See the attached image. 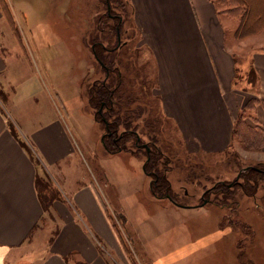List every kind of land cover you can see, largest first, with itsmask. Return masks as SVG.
<instances>
[{
	"label": "rangeland",
	"instance_id": "1",
	"mask_svg": "<svg viewBox=\"0 0 264 264\" xmlns=\"http://www.w3.org/2000/svg\"><path fill=\"white\" fill-rule=\"evenodd\" d=\"M1 6L4 20L0 22V48L6 58L13 59L3 75L2 84L6 90L3 85L0 88L4 108L7 111L15 109L16 117L26 123H31L32 118L51 121L58 116L63 121L60 116V112H63L75 122L72 127L75 126L86 141L96 144L105 128L95 121L93 110L87 103L89 89H84V76L90 84L93 79L104 77L102 67L91 53V43L98 40L97 36L107 46L117 44L115 31L110 25L118 20L105 14V0H1ZM253 6L255 3H252ZM111 7L113 14L122 17V40L131 44L113 52L101 47V56L109 57L107 60L118 55L134 57L138 54L140 57L139 51L133 47L138 41L131 20L132 6L127 0H111ZM98 20L99 31L96 30ZM237 26V19L229 14L228 44L235 50L233 57L237 60V63L234 61L236 66L242 60V55L247 60L258 46L264 47V28L258 31L252 29L243 39H238L235 36ZM82 42H85L84 47ZM145 58L144 77L149 79L146 84L149 95L144 91V102L142 100L137 104L143 105L147 112L150 108L157 109L150 110L159 116L157 124L162 123L163 132L159 135L161 127L152 126L148 128V137L144 127L146 111L138 121L139 130L144 133V137L141 133L144 141L150 138L160 145L165 156L171 158L172 161L165 166L160 161L159 170L164 169L162 172L169 178L174 194L186 206L154 196L150 186L154 177L151 178L144 168L147 160L145 152L136 154L124 151L109 156L95 152V157H92L89 153L94 150L88 147L85 151L88 160L82 163L85 178L90 179L101 192L102 208L116 232L117 242L127 263L133 264L132 255L138 264H155L161 256L191 243L194 247L192 254L189 257L180 255L182 259L174 264H264V182L253 196L243 195L238 189L234 208L227 203L217 205L209 201L204 208L200 205L203 193L217 180L232 184L242 180L241 172L246 171L243 170L246 166L264 168V150L247 151L238 139H232V143H235L234 151L231 150L234 157L221 156L218 154L220 152L191 153L177 125L165 116L163 102L154 93L156 83L151 59ZM240 66L245 72H238L240 76L236 78V85L256 90L253 75L242 67V62ZM50 92L53 95L48 94ZM62 100L66 103L65 107ZM248 101L246 99L245 104ZM244 115L247 122L255 126L253 110L247 109ZM73 163L69 173L80 172L81 166L75 160ZM61 179L62 173L48 172L45 180L51 186L49 191L61 194L55 185V181ZM215 198L213 192L210 199ZM79 220L80 224L93 231V225L85 219ZM57 226L49 215L37 230H46L44 234L50 238ZM93 229L90 238H93L98 253L105 256L109 264H125L110 253L112 249L109 244ZM45 242L36 238L34 233L21 249L22 257L31 254L32 258H39L35 250L44 246ZM74 251L69 255V260L78 259L90 264L85 254Z\"/></svg>",
	"mask_w": 264,
	"mask_h": 264
},
{
	"label": "crops",
	"instance_id": "2",
	"mask_svg": "<svg viewBox=\"0 0 264 264\" xmlns=\"http://www.w3.org/2000/svg\"><path fill=\"white\" fill-rule=\"evenodd\" d=\"M130 4L135 34L143 57L151 59L155 90L165 115L176 123L191 153L223 152L234 139L235 120L246 99L264 100V47L258 46L247 60L242 55L236 66L235 50L228 44L229 14L220 10L216 0H130ZM3 20L0 6V22ZM1 50L0 88L13 62ZM241 62L247 71L255 70L256 90L236 85L235 70L245 72ZM3 103L0 100V264H67L78 261L69 260L74 250L85 254L90 264H109L90 238L93 227L111 247L110 253L128 264L102 208L101 192L85 178L82 165L88 160V147L94 150L89 153L92 157L95 152L114 155L105 149L101 136L96 144L89 143L63 112L60 116L64 122L59 116L51 121L32 118L31 123L23 122L16 117L15 109L14 113L7 111ZM61 103L66 106L63 100ZM255 113L264 128L261 104ZM74 160L81 166L75 174L69 173ZM53 171L62 173V179L55 181L61 194L50 205L58 232L49 238L44 234L46 230L35 229L46 214L37 178ZM80 218L93 225V231L80 224ZM32 230H37L36 238L46 240L35 250L37 259L31 254L22 257L21 252ZM193 250L192 244L186 243L161 256L155 264H174L181 257H189Z\"/></svg>",
	"mask_w": 264,
	"mask_h": 264
},
{
	"label": "trees",
	"instance_id": "3",
	"mask_svg": "<svg viewBox=\"0 0 264 264\" xmlns=\"http://www.w3.org/2000/svg\"><path fill=\"white\" fill-rule=\"evenodd\" d=\"M104 1V0H103ZM217 4L221 11H225L230 15H233L235 18L238 19V26L235 31V36L238 39H243L248 33H251L252 29L254 31H258L262 28H264V1H258V0H216ZM106 5L111 3V0H105ZM252 3H255V6L252 7ZM130 4V0H129ZM0 6H1V0H0ZM131 6V4H130ZM2 8V6H1ZM132 8V7H131ZM256 8V9H255ZM132 10V9H131ZM122 19V17L120 16ZM256 18V19H255ZM258 18V19H257ZM262 18L261 20H259ZM118 22L116 21L114 24L110 25L112 27V31H115V34L119 30L122 31L123 21L120 24V19L116 18ZM131 20H132V14H131ZM134 30V27H133ZM135 33V30H134ZM131 57V56H127ZM237 61V60H236ZM132 69V68H131ZM134 69H132L133 71ZM236 78L240 76L238 72L239 68L236 69ZM248 73H251L254 77V82L257 81L255 70L252 69L250 71H247ZM117 74L112 75L109 80H107L105 83L103 81H100V85L98 87L92 86L89 89V100L91 103V107L95 110L96 118L99 120H102V117L105 115L106 120L110 119L109 114H100L97 112V109L100 107L101 102L103 99L108 100L111 97V90L117 87L116 93L120 95V105L117 110L112 111L116 113L115 119L113 122H109V127L107 129H117L119 125L123 126V129H126L124 132V135L120 138L119 141L115 142L112 136L108 137V135L105 136L103 139V144L105 146V149L109 153H115L117 151H120L119 149L124 151H132L134 153H138L139 148L135 146V139L139 138V132L138 128V121H140V117H144V113L146 111V108L143 107V105L137 104L138 102L142 101L144 102V86H147V78L142 79L143 86L139 85V91H136V82L131 81V79H127L126 77H122L118 71ZM125 75V74H124ZM122 79V81L120 80ZM121 83V84H119ZM151 102V101H149ZM258 104H261L264 108V100L259 98H252L250 99L244 107L239 111L235 124H234V140L238 139L239 142L244 146L243 148L247 151H263L264 150V128L261 126L260 120L256 116V109ZM153 109V108H150ZM147 112V118L144 122V127L147 129V135L149 137L148 128L149 127H156L160 126L161 124H157L159 116L154 113L153 111H156L157 109H153ZM253 110L256 119L255 126L251 125L247 122L246 116L244 115V112L247 110ZM136 123V124H135ZM154 130V129H153ZM115 132V131H113ZM163 130L161 127V131L159 132V135L162 134ZM155 134V132H154ZM133 140L134 143L131 146L135 148L134 150L128 148L127 143ZM235 143H231L226 150H224L220 154L221 156H233L234 154L231 153V150L234 151L233 146ZM137 148V149H136ZM149 154H147L146 151V157L147 160L145 161L144 168L147 173L151 175V178L154 177L152 173L150 172L152 169L159 168V163L162 161V163L167 164L170 163L171 158L168 156L163 155V153L160 150V147L157 143H153L151 150H148ZM225 154V155H224ZM168 158L164 161L165 158ZM231 158V157H230ZM229 158V159H230ZM262 169V170H261ZM202 170V169H201ZM159 175L157 177H154L151 181V191L154 194L156 198H168L175 204L179 206H186L185 203L181 202L179 198L174 194L171 182L166 174L163 172L158 173ZM242 180L237 181L235 183H229L228 181L223 180L224 182H219L217 186L212 187L210 190L211 192H216V198L215 200H210L209 202H213L217 205H222L227 203L229 207L234 208V204L237 197L238 189L241 190L242 194L244 195H250L253 196L257 191L259 190V187L264 182V168L257 169L253 166L249 167L246 171L241 172ZM215 183V182H214ZM213 183V184H214ZM212 184V185H213ZM37 186L38 190L40 192V197L42 200L43 208L45 211V215L42 217L40 222L36 225L35 229H38L41 225V222L45 220V217L49 216L50 213V205L54 199L59 197V192H52L49 191L51 189V186L48 181L45 180V178L38 177L37 178ZM227 201H230L231 203H228ZM231 204V205H230ZM35 230H32L29 237L33 235ZM58 230L53 232L57 233ZM125 245V243H124ZM133 264H138L132 257ZM67 264H87L83 261H75L70 262L68 261ZM146 264H152V263H146Z\"/></svg>",
	"mask_w": 264,
	"mask_h": 264
},
{
	"label": "flooded vegetation",
	"instance_id": "4",
	"mask_svg": "<svg viewBox=\"0 0 264 264\" xmlns=\"http://www.w3.org/2000/svg\"><path fill=\"white\" fill-rule=\"evenodd\" d=\"M127 2L129 3V0H127ZM111 11H112V7H111V3H110V4L107 5V12H105V14H108V16H110V17H112L114 19H116L118 17L120 19V24H121L122 23V19L120 18V16L117 15V14H113ZM99 23L100 22L98 20L96 22V26ZM96 30H98V31L100 30V24L98 25ZM121 34H122V31H120L119 27H118V32L116 34L117 44H115L114 46H107L103 41L99 40L100 36H97V38H98L97 41H94V42L91 43V53H92L94 59L98 62L100 68L102 67V70L104 71V77L103 78H95V79L92 80V82L90 84V81H88V79H86V76H84V81H85V88L84 89H86V88L90 89L92 86L98 87L100 85V81H103V83H105L107 80H109V78L112 75L117 74L116 73L117 71L122 77H124V78L126 77L127 79H131V81L136 82V86H137L135 88L136 91H139V85L143 86L142 79L145 78L144 77V57H143V53H142L141 47H140L138 42H136L135 45H133V47L139 51L140 57H139L138 54H135L134 57L133 56L126 57V56H123V55L122 56L118 55L116 57H113L110 60H107L106 58H109V57L103 58L101 56V47L104 48L106 51L113 52V51H116L117 49H119L120 47H122L124 45L131 44L129 41H123ZM134 36L136 37L135 33H134ZM137 41H138V39H137ZM145 64L147 65L146 62H145ZM93 67H95V65H93ZM131 68L134 69V70L132 71ZM147 79H148V77H147ZM120 80L122 81L121 78H120ZM154 83H156V80L154 81ZM119 84H121V83H119ZM144 87H145L144 91L147 93V95H149L148 90H147L148 86H144ZM116 88L117 87L115 86V88H113L111 90V97L108 100L103 99L102 102H101L100 107L97 109V112L100 113V114H103V113L109 114L111 116L109 120H106V116L105 115L102 117V120H99V119L96 118L95 110L91 107V103H90V100H89V90H88V93L86 95L87 103L90 106V108H92V110H93V117H94L95 121L98 122L100 125L102 124L104 126V128H105V132L101 135L102 144H103V139L105 138L106 135H108V137L112 136V138L114 139L115 142L119 141L120 138L124 135V132L126 130V129H123L124 127L121 126V125H119L117 127V129H107L109 127V122H113L114 119H115L116 113L115 112L112 113L113 109L117 110L119 108L120 103H121L120 102L121 101L120 100V95L118 93H116V90H115ZM155 88H156V86L154 87V90H155ZM154 93H155L156 96H158L157 93H156V90H155ZM157 108H158V106H157ZM173 123H175V122L173 121ZM173 127L175 128L176 125H174ZM139 129H140V127H139V124H138V128H137L138 132L140 131ZM113 131H115V132H113ZM141 133H143V132H141ZM141 133L139 132V134H140L139 138L137 137L135 139V143H134L133 140H130L127 143V146H128V148L134 150L135 148H133L131 146V144L133 145V143H134L135 146L137 148H139V150H141L138 153H144L145 152V155H146V151H147V154H149L148 150H151L153 142L150 140V138H149L148 141H144L142 139V136L144 137V133L142 134V136H141ZM121 149L122 148H120L119 149L120 151H117V152H124V150H121ZM160 150H161V152L164 155V152L162 151L161 147H160ZM127 152L134 153L132 151H127ZM138 153H136V154H138ZM113 154H114V152H113ZM163 170H159V168H158V169H152L150 172L152 173V175H154V177H157L159 175L158 173L162 172ZM166 171H168V170H166ZM219 182H224V181L223 180H217L209 189H207L203 193V195L201 196V198H202L201 201L206 200V198H207L208 201L211 200L210 199V195L214 191L210 193V190H212L211 189L212 187L217 186ZM150 186H151V183H150ZM214 193H216V192H214Z\"/></svg>",
	"mask_w": 264,
	"mask_h": 264
},
{
	"label": "water",
	"instance_id": "5",
	"mask_svg": "<svg viewBox=\"0 0 264 264\" xmlns=\"http://www.w3.org/2000/svg\"><path fill=\"white\" fill-rule=\"evenodd\" d=\"M249 167H251V166H246L243 170H247ZM207 202H208V200H203V202L200 205L203 206Z\"/></svg>",
	"mask_w": 264,
	"mask_h": 264
}]
</instances>
